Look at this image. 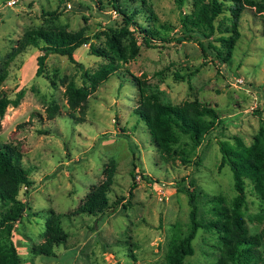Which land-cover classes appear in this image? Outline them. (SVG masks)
<instances>
[{
	"label": "rangeland",
	"instance_id": "1",
	"mask_svg": "<svg viewBox=\"0 0 264 264\" xmlns=\"http://www.w3.org/2000/svg\"><path fill=\"white\" fill-rule=\"evenodd\" d=\"M9 1L0 0V72L4 74L0 94L12 98L20 88L23 93L0 116V143L18 146L21 165L32 180L28 193L20 186L16 195L24 209L13 224L11 240L20 264H164L173 226L184 228L188 220V190L192 189L201 219L212 217V195L229 203L235 194L228 166L217 167L216 139L233 142L236 135L248 144L264 120V0H253L260 7L249 4L242 9L238 35L225 61L214 55L209 42L217 43L218 30L227 26V11L215 18L219 29L202 37L180 27V12L190 10L191 0H183L180 7L174 0H145L154 18L137 13L136 21L152 23L164 38L175 41L160 44L136 34V54L120 63L118 74L99 82L88 93L83 110L76 109L72 115L64 86L69 80L76 86L88 85L87 74L105 61L90 53L88 44H102L104 24L112 19L118 22L121 16L108 0ZM119 2L138 4V0ZM41 10L51 13L42 15ZM55 22L70 30L82 27L87 42L73 51L78 63L47 53L43 72L35 75V58L42 50L28 45L10 55L11 50L24 30ZM222 34L227 36L229 31ZM194 67L190 87L173 76L174 71L184 75ZM125 70L144 79L145 91H154L161 102L179 104L195 97L209 104L217 110L219 122L198 144L179 133L178 151L162 157L150 142L144 122L133 112L138 89ZM51 101L59 110L47 118L45 109ZM110 162L115 169L107 195L110 202L117 201L115 207L95 215L77 212L83 195L103 178V168ZM131 173L136 184L128 193ZM244 182V224L249 233L259 234L262 221L256 214L264 201L254 194L247 178ZM50 213H58L66 237L50 254H33L31 245L44 239V222ZM192 246L193 253L182 264H210L220 254L214 230L198 228ZM256 248L264 258L262 240Z\"/></svg>",
	"mask_w": 264,
	"mask_h": 264
},
{
	"label": "trees",
	"instance_id": "2",
	"mask_svg": "<svg viewBox=\"0 0 264 264\" xmlns=\"http://www.w3.org/2000/svg\"><path fill=\"white\" fill-rule=\"evenodd\" d=\"M108 1L121 19L118 22L112 19L111 22L104 24V29L101 30L104 36L102 44L94 45L89 42V52L103 56L105 61L87 74L88 85L76 86L71 80L65 84L63 93L69 115H72L76 109L82 111L88 93L110 74L114 72L118 74L120 63L136 54L138 50L136 34L141 38L161 42L160 44L173 43L174 39L164 38L147 20L146 24L136 21L137 13H142L147 19L154 18L151 9L145 6V0H138L137 5L131 6L122 4L119 0ZM182 1L174 0L177 7H180ZM249 4L261 6L253 0H191L190 10L186 13L180 12V27L202 37H208L219 29L218 24L214 23L216 16L227 11L229 22L224 23L227 26L223 30H218L221 34L216 38L217 43L209 42L214 55L225 61L231 56L234 39L238 35L237 18L245 5ZM41 13L45 15L51 12L41 10ZM223 31H229V34L224 36ZM86 42L87 35L82 27L70 30L64 23H47L44 26L24 30L10 55L23 50L28 45L42 50L35 58L34 73L39 75L44 70L47 53H57L65 56L71 63H78L73 51ZM201 47L204 49L205 45L201 44ZM196 69V67L187 69L184 75L174 71L173 76L185 80L190 87L189 75L195 73ZM124 73L129 82L138 89V102L133 107V112L144 122L150 142L162 157L170 158L178 151L175 144L179 133H186L193 144H198L219 122L217 110L209 104L195 97L179 104L161 102L154 91H145L147 83L144 79L127 70ZM3 76L4 74L0 72V79ZM22 93L23 90L20 88L12 98L4 93L0 94V116L7 104L18 103ZM58 110V104L51 101L45 109L46 117L52 118ZM38 132L47 133L44 129H39ZM216 143L220 154L217 167L220 168L225 164L228 166L235 194L229 203H225L220 195H212L209 198L212 217L201 219L197 216L192 189L188 190V220L184 228L178 224L173 226L166 244L164 264H182L183 258L193 253L192 239L200 227L214 230L217 234L220 254L210 264H264V258L256 248L261 240L264 242V208H260L256 214V219L262 221L259 234L249 233L243 219L246 203L244 178L249 180L257 198L264 201V120L259 122L248 144L236 135L233 136V142L218 138ZM20 156L18 146L7 142L0 143V264H20L15 245L11 240L13 224L20 218L24 209L23 201L16 195L20 186H23L22 191L25 194L28 193L32 184V180L21 165ZM181 159L184 161L182 157ZM114 169L113 162L104 166L103 178L89 186L75 209L77 212L95 215L115 207L117 201L110 202L107 195L113 182ZM135 184L134 174L131 173L128 193H131V188ZM189 184H192V180ZM43 235L42 241L31 245L33 254L48 255L56 245L64 241L66 234L60 225L58 213H50L46 217Z\"/></svg>",
	"mask_w": 264,
	"mask_h": 264
},
{
	"label": "built area",
	"instance_id": "3",
	"mask_svg": "<svg viewBox=\"0 0 264 264\" xmlns=\"http://www.w3.org/2000/svg\"><path fill=\"white\" fill-rule=\"evenodd\" d=\"M14 0H10L9 3H12Z\"/></svg>",
	"mask_w": 264,
	"mask_h": 264
}]
</instances>
